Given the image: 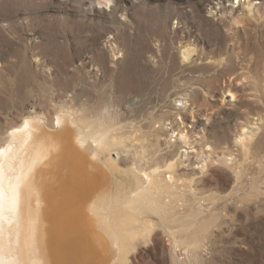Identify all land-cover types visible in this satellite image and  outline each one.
Segmentation results:
<instances>
[{
	"label": "rangeland",
	"instance_id": "374dc122",
	"mask_svg": "<svg viewBox=\"0 0 264 264\" xmlns=\"http://www.w3.org/2000/svg\"><path fill=\"white\" fill-rule=\"evenodd\" d=\"M231 76L241 96L224 95ZM53 97L120 121L125 191L134 170L176 163L167 211L135 221L156 227L130 264H264V0H0V147ZM242 126L256 130L245 144Z\"/></svg>",
	"mask_w": 264,
	"mask_h": 264
},
{
	"label": "bare ground",
	"instance_id": "6f19581e",
	"mask_svg": "<svg viewBox=\"0 0 264 264\" xmlns=\"http://www.w3.org/2000/svg\"><path fill=\"white\" fill-rule=\"evenodd\" d=\"M245 4L240 10L232 9L231 21L243 18L239 14L243 8L247 14L254 13L256 7ZM183 48V58L191 61L196 44L190 42ZM197 61L203 62L200 53ZM233 79L224 82L223 93L241 96L245 85L239 87ZM52 102L49 112L25 115L4 133L0 147V264H130L131 254L139 246L138 235L148 242L156 227L148 220L142 234L135 221L145 209L158 214L167 211L169 203L160 206L158 199L176 190V163L170 162L164 171L160 167L150 172L134 170L136 191L127 192L117 177L123 174V158L113 157L114 151L124 152L120 121L88 117L84 105L60 104L55 97ZM207 116L208 120L212 117ZM187 127L182 121L177 130L179 139L189 144ZM250 127L240 128L241 144L254 136L256 130ZM152 196L156 202L152 203ZM125 232L131 243H125Z\"/></svg>",
	"mask_w": 264,
	"mask_h": 264
}]
</instances>
